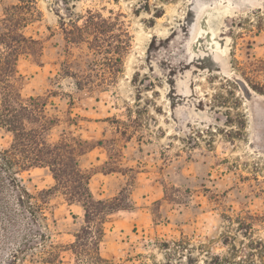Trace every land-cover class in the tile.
Masks as SVG:
<instances>
[{"label": "rangeland", "instance_id": "obj_1", "mask_svg": "<svg viewBox=\"0 0 264 264\" xmlns=\"http://www.w3.org/2000/svg\"><path fill=\"white\" fill-rule=\"evenodd\" d=\"M17 1L0 0V19ZM35 1L41 17L25 34L42 55L19 58L21 96L47 100L54 139L92 144L80 161L89 190L121 209L90 264H264V0ZM87 10L120 13L132 36L117 84L96 94L57 78L59 21ZM11 141L0 128V151ZM19 179L31 194L54 185L44 169ZM65 199L48 196L65 247L51 264H82L67 248L83 209Z\"/></svg>", "mask_w": 264, "mask_h": 264}, {"label": "trees", "instance_id": "obj_2", "mask_svg": "<svg viewBox=\"0 0 264 264\" xmlns=\"http://www.w3.org/2000/svg\"><path fill=\"white\" fill-rule=\"evenodd\" d=\"M40 17L35 0H18L0 19V128L12 135L9 147L0 151V253L6 258L2 263L59 260L65 247L55 243L47 215L48 196L58 192L69 205L83 209L82 226L67 250L79 263L90 264L100 260L106 216L121 209L95 200L89 190L91 176L80 161L92 144L70 132L54 139L51 133L59 119L49 112L47 100L21 96L17 63L21 56L39 62L42 43L25 30ZM122 17L87 10L75 20H60L57 78L71 79L77 91L89 94L115 87L132 43ZM67 122L75 124L70 116ZM33 169L47 170L53 187L36 194L25 190L19 176Z\"/></svg>", "mask_w": 264, "mask_h": 264}]
</instances>
